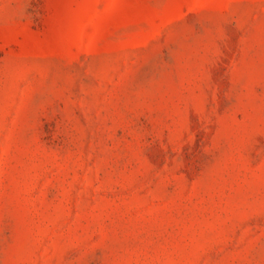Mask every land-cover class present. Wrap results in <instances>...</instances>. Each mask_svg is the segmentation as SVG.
Wrapping results in <instances>:
<instances>
[{
  "label": "rangeland",
  "instance_id": "rangeland-1",
  "mask_svg": "<svg viewBox=\"0 0 264 264\" xmlns=\"http://www.w3.org/2000/svg\"><path fill=\"white\" fill-rule=\"evenodd\" d=\"M0 264H264V0H0Z\"/></svg>",
  "mask_w": 264,
  "mask_h": 264
}]
</instances>
